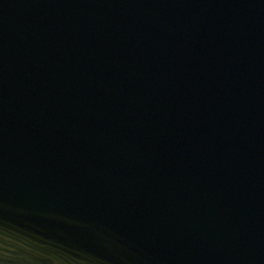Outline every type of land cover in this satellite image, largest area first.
<instances>
[{
    "label": "water",
    "instance_id": "95a60500",
    "mask_svg": "<svg viewBox=\"0 0 264 264\" xmlns=\"http://www.w3.org/2000/svg\"><path fill=\"white\" fill-rule=\"evenodd\" d=\"M0 264H264V0H0Z\"/></svg>",
    "mask_w": 264,
    "mask_h": 264
}]
</instances>
